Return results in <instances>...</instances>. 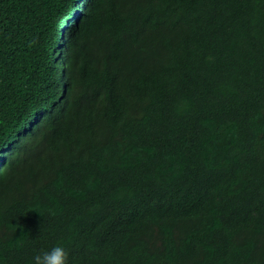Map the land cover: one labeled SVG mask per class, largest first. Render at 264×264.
Here are the masks:
<instances>
[{"label":"trees","instance_id":"obj_1","mask_svg":"<svg viewBox=\"0 0 264 264\" xmlns=\"http://www.w3.org/2000/svg\"><path fill=\"white\" fill-rule=\"evenodd\" d=\"M55 245L264 264V0H0V264Z\"/></svg>","mask_w":264,"mask_h":264},{"label":"clouds","instance_id":"obj_2","mask_svg":"<svg viewBox=\"0 0 264 264\" xmlns=\"http://www.w3.org/2000/svg\"><path fill=\"white\" fill-rule=\"evenodd\" d=\"M60 62L64 63V59H61ZM62 75V79H65V69H63ZM33 264H68V253L62 245H55L34 255Z\"/></svg>","mask_w":264,"mask_h":264},{"label":"rangeland","instance_id":"obj_3","mask_svg":"<svg viewBox=\"0 0 264 264\" xmlns=\"http://www.w3.org/2000/svg\"><path fill=\"white\" fill-rule=\"evenodd\" d=\"M58 56H59V54H58ZM58 56H57V57H58Z\"/></svg>","mask_w":264,"mask_h":264}]
</instances>
